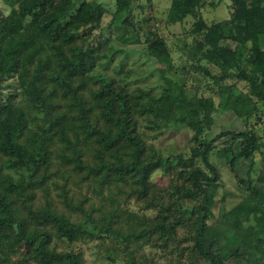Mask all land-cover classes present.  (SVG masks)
<instances>
[{"label":"trees","instance_id":"16d2710c","mask_svg":"<svg viewBox=\"0 0 264 264\" xmlns=\"http://www.w3.org/2000/svg\"><path fill=\"white\" fill-rule=\"evenodd\" d=\"M2 1L11 10L0 19V83L15 79L22 100L14 101L16 94L0 99V177L5 183L0 187V264H82L81 251H57L55 243L73 247L78 241L104 237L123 244L132 255L133 240L161 247L179 244L180 228L193 239L192 253L206 264H264V192L249 172L244 177L236 171L242 159L253 166L261 144L250 129L209 138L217 113L234 112L248 123L259 104L264 107V0H230V18L213 24L200 14L206 0H172L170 24L195 19L188 49L191 68L210 75L201 64L206 61L219 71L213 76L217 84L237 79L248 86L246 93L238 91L234 97L220 86L218 106L212 97H197L185 82L167 75L173 65L165 40L157 35L146 45L150 57L167 67L158 90H132L126 80L95 69L92 45L78 42L100 26L106 13L96 0ZM133 1H116L113 23L125 16L121 26H130L127 16ZM123 43L135 45L138 36ZM112 56H106L108 63ZM191 68L184 67L186 72ZM48 82L53 84L50 89ZM23 100L31 104V116L20 108ZM179 107H185L181 113ZM174 127L196 130L193 139L207 131L199 145L190 147L189 157L165 158L156 150L157 138ZM225 136L245 143L239 153L233 146L226 149V163L246 192L244 200L223 216L228 226L209 222L221 180L210 156ZM54 143L60 144L63 163L83 172L84 179L98 180L101 189L127 188L128 196L136 198L153 191L147 207L158 210L156 215L130 229L99 225L83 201L72 203L66 185L61 186L63 203L83 214V221L57 211L49 198L47 206L35 207V190L42 188L48 196L44 183L55 175ZM85 144L91 159L83 152ZM158 170L170 176L169 187L159 188L153 181ZM259 180L264 185V176ZM251 220L255 224L245 226Z\"/></svg>","mask_w":264,"mask_h":264},{"label":"rangeland","instance_id":"374dc122","mask_svg":"<svg viewBox=\"0 0 264 264\" xmlns=\"http://www.w3.org/2000/svg\"><path fill=\"white\" fill-rule=\"evenodd\" d=\"M96 1L104 5L106 13L100 26L92 34L86 35L85 39H81L78 44L81 45L84 41H87L92 45L95 50L94 56L97 57L95 69H98L104 75H110L117 81L126 80L132 90L139 88H155V91L158 90L159 85L165 81L163 72L167 70V67L163 63H157L150 57L146 45L147 40L152 38L153 35H157L165 40L173 65L172 70L168 69L167 75L185 82L186 89L192 94L197 97H212L215 105L218 106L220 86L226 87L227 92L231 93L233 97L238 91L244 93L248 91L246 82L237 79H228L217 84L213 76L217 75L219 71L206 61H202L201 64L209 69L210 75L196 72L191 68L193 62L190 61L188 56V49L191 48L194 41L193 36L190 35V30L195 19L188 17L183 23L170 24L167 18L172 0H134L130 7L131 15L127 16L130 18V26H121L125 16L120 21L113 23L117 0ZM10 10V6L0 0V19L7 16ZM232 11L230 0H206L200 14L208 24H213L229 19ZM136 35L139 43L135 45L123 43L125 38ZM110 55L113 56L108 63L106 56ZM103 64H106V66ZM184 67L191 69L186 72ZM46 74L49 75L50 72ZM88 82L90 87L97 88L92 81ZM0 84V99L6 100L8 95L16 94L14 101L19 102L22 100V94L17 88L15 79H9ZM48 85L49 89L53 87L50 82H48ZM62 106H64L63 101ZM259 106L258 112L248 123L239 118L234 112L217 113L209 131V138H214L226 131L253 130L261 147L253 156L252 167L250 160L242 159L238 162L236 171L244 177L249 172L256 188L264 192V185L259 180L264 176V107L260 104ZM20 108L31 116V104L27 100L21 102ZM184 108L179 107V113ZM39 122L40 120L34 121L35 127ZM206 132L204 136L200 134L193 139V136L197 133L196 130L174 127L157 138L155 141L156 150L165 158L177 154L189 157L190 147L199 145L204 140ZM231 146L234 147L235 152L239 153L245 143L241 140L240 144L239 140L225 136L218 140L216 148L210 156L212 164L217 167L221 175L220 186L215 195V203L212 206L213 217L209 221L210 224L223 225L224 223L225 226H228L227 224L230 223L227 219H223V216L237 207L246 197V192L239 187L235 175L226 163V149ZM52 150L53 164L51 171L55 175L52 180L44 183L49 188L48 196L45 195L42 188L35 190V207L47 206V198H49L50 204L57 211L65 212L74 221H83L85 218L83 214L67 208L63 203V198L60 196L62 194L61 186L66 185V191L72 203L78 204L83 201L84 209L92 212V216L96 218L99 225L112 224L114 227L130 229V227L139 226L142 219L152 218L156 215L158 210L147 207L153 191L147 197L136 198L135 196H128L130 191L127 188L119 190L112 185L110 188L101 189L98 180L84 179L83 172L75 170L73 165L63 163L58 156L59 143H54ZM83 152L88 156L87 159H91L89 145L85 144ZM67 153L69 154V152ZM1 162H4V160L1 159ZM5 172L8 171L5 170ZM38 178H34V181H37ZM153 181L159 188L164 189L170 185V176L165 174L163 170H158L153 174ZM2 182L4 181L1 178V188L5 185ZM185 201L188 202V199ZM244 224L249 226L254 225L255 222L254 220L245 221ZM177 237L179 244L170 242L166 247H161L160 244H145L142 241L137 243L133 240L129 247L130 250L132 249V255H129L123 244H119L108 237L95 241H78L73 247L60 241L55 244L57 251L72 249L81 251L82 264H206L192 253L193 239L185 228L179 229Z\"/></svg>","mask_w":264,"mask_h":264}]
</instances>
